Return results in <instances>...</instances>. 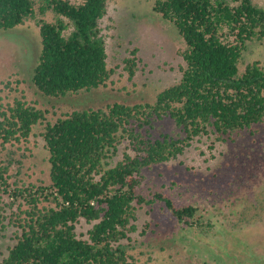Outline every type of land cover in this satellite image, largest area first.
Returning a JSON list of instances; mask_svg holds the SVG:
<instances>
[{
    "label": "trees",
    "instance_id": "obj_1",
    "mask_svg": "<svg viewBox=\"0 0 264 264\" xmlns=\"http://www.w3.org/2000/svg\"><path fill=\"white\" fill-rule=\"evenodd\" d=\"M110 1L0 0V30L28 22L39 28L42 50L32 82L41 94L58 98L107 86L114 70L101 21ZM154 11L185 41L181 79L154 103L114 102L48 123L49 186L13 188L10 167L0 160V189L24 202L15 213L16 243L2 264H135L130 242L139 206L156 203L196 233L216 264H264L263 201L250 215L238 212L236 221L221 223L204 221L194 205L177 206L164 191L152 198L139 191L145 169L177 159L194 140L227 142L264 124V65L256 61L240 70L249 43L264 42V7L254 0H157ZM126 62L134 76L135 59ZM47 113L24 99L1 105V146L27 142ZM164 118L185 136L153 140L142 132ZM125 138L134 155L108 167ZM82 220L92 224L87 237L77 231Z\"/></svg>",
    "mask_w": 264,
    "mask_h": 264
},
{
    "label": "rangeland",
    "instance_id": "obj_2",
    "mask_svg": "<svg viewBox=\"0 0 264 264\" xmlns=\"http://www.w3.org/2000/svg\"><path fill=\"white\" fill-rule=\"evenodd\" d=\"M156 1L109 2L101 27L114 73L106 87L75 95L47 97L35 88L33 71L42 50L35 23L0 30V107L24 99L48 111L46 121L34 126L27 142L5 148L0 144V160L10 167L13 188L51 184L49 151L43 136L48 123L74 110L105 108L114 102L154 103L161 91L179 82L185 67L180 52L186 44L175 26L154 11ZM254 1L264 7V0ZM128 59H135L134 76L128 70ZM256 61L264 65V42L249 43L240 70ZM142 132L153 140L185 136L171 118L156 121L153 128H143ZM126 153L134 155L125 138L108 159V167L116 166ZM142 175L139 191L147 198L164 191L177 206L197 207V215L204 221L232 223L236 213L250 215L254 204L264 203V124L241 131L227 142L217 141L215 136L198 138L182 156L145 169ZM10 193L0 189V264L16 243L15 213L24 203L14 201ZM136 225L138 232L130 242L135 264H216L196 233L179 224L162 203L139 206ZM91 228L92 224L82 220L77 231L87 237Z\"/></svg>",
    "mask_w": 264,
    "mask_h": 264
}]
</instances>
